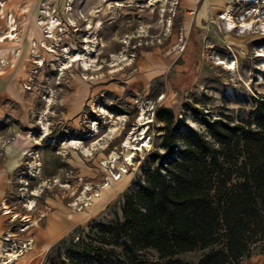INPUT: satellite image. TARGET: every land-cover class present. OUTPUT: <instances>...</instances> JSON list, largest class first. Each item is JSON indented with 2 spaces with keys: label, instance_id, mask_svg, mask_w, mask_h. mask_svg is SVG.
Returning <instances> with one entry per match:
<instances>
[{
  "label": "rangeland",
  "instance_id": "374dc122",
  "mask_svg": "<svg viewBox=\"0 0 264 264\" xmlns=\"http://www.w3.org/2000/svg\"><path fill=\"white\" fill-rule=\"evenodd\" d=\"M199 1L0 0V38L14 36L0 40V264H73L69 241L99 236L136 189L160 144L158 112L205 135L226 114L255 115L264 0L202 22ZM241 264H264V252Z\"/></svg>",
  "mask_w": 264,
  "mask_h": 264
},
{
  "label": "trees",
  "instance_id": "16d2710c",
  "mask_svg": "<svg viewBox=\"0 0 264 264\" xmlns=\"http://www.w3.org/2000/svg\"><path fill=\"white\" fill-rule=\"evenodd\" d=\"M251 118L229 115L207 135L174 124L170 109L159 147L149 153L136 189L123 195L120 214L99 236L69 241L73 264H191L174 256L207 250L196 264H241L264 252V100ZM63 239L55 243L58 250ZM52 248V247H51ZM152 249L154 260L141 252ZM47 264H67L54 256Z\"/></svg>",
  "mask_w": 264,
  "mask_h": 264
},
{
  "label": "crops",
  "instance_id": "0c3cea01",
  "mask_svg": "<svg viewBox=\"0 0 264 264\" xmlns=\"http://www.w3.org/2000/svg\"><path fill=\"white\" fill-rule=\"evenodd\" d=\"M236 0H200L196 5V15L199 18V21H204L208 16H213L217 12L224 10L229 4ZM13 155L17 154L18 150L21 148L13 147ZM9 157V156H8ZM15 157V156H14ZM6 167L12 168L11 159L7 161Z\"/></svg>",
  "mask_w": 264,
  "mask_h": 264
},
{
  "label": "bare ground",
  "instance_id": "6f19581e",
  "mask_svg": "<svg viewBox=\"0 0 264 264\" xmlns=\"http://www.w3.org/2000/svg\"><path fill=\"white\" fill-rule=\"evenodd\" d=\"M244 1H247V2H252V1H255V0H244ZM229 15V13L228 12H225L223 15H222V17L223 18H225V16H228ZM227 20V19H226ZM228 27L229 28H233L234 26H235V24L233 23V21L231 20V18H229L228 17ZM247 25V23H242L240 26L241 27H243V26H246ZM53 26H54V24H51L50 25V28H53ZM10 38V39H13L14 38V36L12 35V32L10 31L8 34H6L5 36H3L2 38H0V40H2V41H4V39H6V38Z\"/></svg>",
  "mask_w": 264,
  "mask_h": 264
}]
</instances>
